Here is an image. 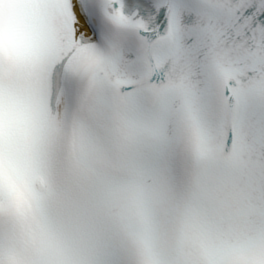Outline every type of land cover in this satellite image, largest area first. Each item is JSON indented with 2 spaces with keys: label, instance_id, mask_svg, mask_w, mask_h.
Returning <instances> with one entry per match:
<instances>
[{
  "label": "snow or ice",
  "instance_id": "snow-or-ice-1",
  "mask_svg": "<svg viewBox=\"0 0 264 264\" xmlns=\"http://www.w3.org/2000/svg\"><path fill=\"white\" fill-rule=\"evenodd\" d=\"M0 264H264V0H0Z\"/></svg>",
  "mask_w": 264,
  "mask_h": 264
}]
</instances>
